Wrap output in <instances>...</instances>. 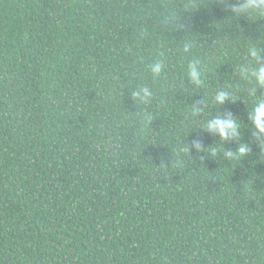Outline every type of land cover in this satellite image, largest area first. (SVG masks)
<instances>
[{
	"label": "trees",
	"instance_id": "16d2710c",
	"mask_svg": "<svg viewBox=\"0 0 264 264\" xmlns=\"http://www.w3.org/2000/svg\"><path fill=\"white\" fill-rule=\"evenodd\" d=\"M238 2L0 0V264H264L256 97L235 72L264 17ZM218 112L239 140L203 128Z\"/></svg>",
	"mask_w": 264,
	"mask_h": 264
},
{
	"label": "clouds",
	"instance_id": "9594fccd",
	"mask_svg": "<svg viewBox=\"0 0 264 264\" xmlns=\"http://www.w3.org/2000/svg\"><path fill=\"white\" fill-rule=\"evenodd\" d=\"M228 7L237 16L247 15L253 19L264 17V0H242V2H238L237 4L229 3ZM184 50L187 52L188 48L185 47ZM262 51L264 50H262L259 41H249L244 52V61L235 69V72H238L240 79L251 85L249 94L256 97L255 102L250 108L248 120L253 138L264 150V97L257 96V89L264 88V55H262ZM164 67V64L158 61L151 65L150 71L154 76H158L164 70ZM185 76L188 77L193 85L202 86L204 83L205 74L200 64L194 60L188 62ZM152 94L149 87L142 86L132 92V97L134 100L138 99L141 102H148ZM214 99L219 106L223 105L226 100H231L230 92L223 89L217 90ZM193 108L197 114L200 112V108ZM244 127L240 119L233 114L226 112L221 115L218 112L216 118L208 119L206 126L203 128L208 133L217 135L220 140L223 139L225 144L229 140H239L241 130ZM192 146L198 151L204 150L200 141H193ZM250 151L251 149L248 144H240L235 153L224 150L223 154L227 159L231 160L233 157L237 159L243 157ZM216 153L212 154L215 155Z\"/></svg>",
	"mask_w": 264,
	"mask_h": 264
}]
</instances>
